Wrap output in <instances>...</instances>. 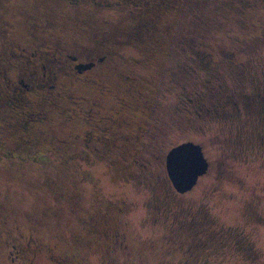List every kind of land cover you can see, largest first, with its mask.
Here are the masks:
<instances>
[{
	"label": "rangeland",
	"instance_id": "rangeland-1",
	"mask_svg": "<svg viewBox=\"0 0 264 264\" xmlns=\"http://www.w3.org/2000/svg\"><path fill=\"white\" fill-rule=\"evenodd\" d=\"M143 3L107 9L91 2L0 0V86L8 79L16 85L21 68L37 58L27 64L16 49L12 59L15 38L25 40L24 60L44 37L59 56L74 53L73 44L85 47L83 58L107 50L111 66L97 76L110 90L90 92L103 114L129 121L122 127L105 122L115 127L106 133L116 134L115 143L83 146L72 138L76 123L84 126L67 117L79 109L72 100L27 93L52 119L50 127L36 123L37 130L66 143L45 144L49 158L36 162L0 151V264L31 263L27 250L10 262V252L17 255L13 245L22 246L20 232L69 254V264H264V109L243 97L264 93V0ZM30 12L49 19L47 34H28ZM59 77L55 93L76 86ZM51 83L40 89L48 93ZM19 97L5 96L16 109H28L29 97ZM187 140L203 146L210 168L181 194L169 180L165 155ZM107 222L121 228L128 247L108 249ZM47 256L39 253L33 264H56Z\"/></svg>",
	"mask_w": 264,
	"mask_h": 264
},
{
	"label": "flooded vegetation",
	"instance_id": "flooded-vegetation-1",
	"mask_svg": "<svg viewBox=\"0 0 264 264\" xmlns=\"http://www.w3.org/2000/svg\"><path fill=\"white\" fill-rule=\"evenodd\" d=\"M69 3L70 5H81V4H88L91 2L92 5L96 7H104L107 9L116 7L117 5H132V6H141L144 5L143 0H61ZM17 13V12H16ZM27 17H33L34 20H29V25H28V34L31 33L33 35V32H40L42 34H47L49 29L47 25H49L50 21L48 18H45L44 16L40 15L39 13L33 15V12L29 13ZM19 24H21V21H19ZM149 29L150 26H149ZM141 30L140 28L137 27L136 31H133L131 34L132 36H136V34H139ZM53 38H57L53 36ZM15 38V41L12 46L15 44L17 47H14L13 52H11L10 57L12 59H15L16 56L19 54V51H23L20 53L22 60L25 61L27 64L34 63L32 64V67L28 68H21L22 69V75L20 78L16 80H12L14 84L11 86L10 79L6 80L5 85L0 86V151H2V154L8 159L10 158H18L19 162H31V161H42V160H47L49 157L43 152L42 148L44 147L45 144H58V146H62L63 143H66V140L63 138H57L54 134V132L50 134L48 130H37L36 123H40L42 125H45L46 127H50L52 119H49V116L47 115L46 111L44 109H36L35 105L30 102V97L28 92L34 93L36 90L38 92H42L43 96L47 100V96H61V94L65 95L68 97L72 102L76 104V106L79 107L77 109L76 107L73 108L70 114L67 113L68 119L71 120H76V122L83 123L84 126H80L81 124L76 123V131L73 133V139L75 138L78 141H81L83 146H90L91 142L94 141H103L105 140H110L112 143H115L117 141V138H115L116 134L115 133H110L109 136L106 135L107 131L109 129H115L112 125L105 124V122H117L119 123L117 126H124L128 125L129 121L127 119H120L121 115H114L112 113H107L103 114L102 111L98 110V106L104 107L102 103H99L97 100L93 99V96L91 94L90 88L94 87H99L100 93L105 94L106 92L102 87H106V91L109 92L110 88L108 84L102 83L99 81V76L98 72L101 76V71L103 70H98L100 67L104 68H110V61L108 60V52L107 50L104 52V54H96L93 55L92 57H81V53L83 50H85V47H79L73 44L74 46V53H69L65 54L62 56V54L59 56L58 52L60 51L57 50H50L49 44H46V41H43L45 37L41 40L40 43H37V47L34 46L35 48H32L30 50V56L24 60L25 54H26V49L27 47H22L23 43H25L24 39H17ZM58 39V38H57ZM22 40V41H21ZM62 40V39H58ZM47 47L48 49H46ZM110 48L111 47H107ZM17 49V50H16ZM87 50V48H86ZM7 52V48H5V51ZM43 53V54H41ZM231 55L235 56L233 52H231ZM37 57V58H35ZM35 58L36 61L32 62L31 59ZM38 62L39 65L36 63ZM55 67V69H50L49 72L47 71L48 65ZM37 64V65H36ZM212 61L207 62V66L211 65ZM35 65V66H34ZM50 66V67H51ZM33 67H36L34 69ZM38 69H42V75H37ZM48 72V74H47ZM62 73L65 80L70 81L74 85L80 87L78 89L72 88L70 91H67L66 89H63L61 91H57L55 93L54 89L57 88V85L54 83L56 80H60V74ZM38 79H41V81H38ZM52 81V83L48 86L50 91L43 92L40 88L45 89V86L47 82ZM72 86V85H71ZM88 87V88H84ZM81 89H83L81 91ZM80 90V91H78ZM86 91H89L88 93ZM10 92L14 98L17 96H20L19 98L23 99L26 97H23L27 95L29 97V100H26L28 109H23V110H18L16 109L17 106H15V101H8L5 96ZM38 92H35V95H39ZM28 93V94H27ZM243 97L247 99V102H255L259 107L263 106L264 109V93L262 91H256V92H244ZM21 99V100H22ZM45 99V100H46ZM8 101V102H7ZM51 102V101H50ZM45 101L42 103L44 104ZM55 103V102H53ZM90 104L87 108V106H83V104ZM92 103V104H91ZM59 105V103H57ZM44 108L47 110L48 104L43 105ZM23 108V107H22ZM70 108H68L69 110ZM77 110L80 111V113H77ZM77 115V118H74L73 115ZM110 121V122H109ZM120 129V128H119ZM122 131V129H120ZM126 135V134H125ZM188 141V140H187ZM180 144V143H178ZM68 145V144H65ZM177 145V144H176ZM63 147V146H62ZM175 147V146H174ZM172 147V148H174ZM171 148V149H172ZM169 149V151L171 150ZM168 151V152H169ZM167 152V154H168ZM165 155V158L167 156ZM3 157V156H2ZM1 157V158H2ZM165 167L167 164V158L165 161ZM167 169V168H166ZM168 173V169H167ZM169 176V174H168ZM202 177V176H200ZM199 177V178H200ZM170 180V178H169ZM200 180V179H199ZM172 182V180H171ZM199 183V182H198ZM198 185V184H197ZM196 185V186H197ZM196 186H194L192 189H194ZM189 190V191H192ZM188 193V192H186ZM185 193V194H186ZM182 194V193H181ZM4 218L8 219L7 215H4ZM5 223L7 224L9 221L4 220ZM202 223V222H201ZM110 222L105 223L106 225L104 228V235L107 238L111 239V244L108 246V249L110 250V247L115 244V248H121L122 246H129L127 243L122 245L123 243V237L126 235H121V228L118 225H115V232H113V228L110 226ZM205 226V223H202ZM201 224V225H202ZM18 227V226H17ZM18 229V228H17ZM30 235L28 238L25 237L22 232H20V237L19 240L22 243L21 249L20 247H17L18 245L15 243L13 246L17 249L16 254L14 252H10L12 255L10 258V262H15L16 256L20 257L24 253H28L31 256V263L33 264L35 262L34 258L38 256L39 253H46L48 256V259L56 264H69L70 257L69 254L65 252H56L52 249V247L47 246L44 247L42 246L41 239L38 236ZM21 236L25 239L23 241L21 239ZM113 236V238H112ZM123 247V248H124ZM248 247L245 249L247 250ZM107 249V250H108ZM112 249V248H111ZM27 250V251H26ZM27 253V255H28ZM15 255V256H14ZM27 257V256H25ZM206 261H203V264ZM185 264H188V261L186 260L184 262Z\"/></svg>",
	"mask_w": 264,
	"mask_h": 264
},
{
	"label": "water",
	"instance_id": "water-1",
	"mask_svg": "<svg viewBox=\"0 0 264 264\" xmlns=\"http://www.w3.org/2000/svg\"><path fill=\"white\" fill-rule=\"evenodd\" d=\"M166 168L176 191L186 193L196 186L199 177L209 171L210 161L203 146L191 140L175 145L167 156ZM179 158V163L177 161ZM195 160L193 165L192 160Z\"/></svg>",
	"mask_w": 264,
	"mask_h": 264
},
{
	"label": "snow or ice",
	"instance_id": "snow-or-ice-1",
	"mask_svg": "<svg viewBox=\"0 0 264 264\" xmlns=\"http://www.w3.org/2000/svg\"><path fill=\"white\" fill-rule=\"evenodd\" d=\"M177 161L179 163V158H177ZM192 163H193V165L195 164V160L194 159L192 160Z\"/></svg>",
	"mask_w": 264,
	"mask_h": 264
}]
</instances>
